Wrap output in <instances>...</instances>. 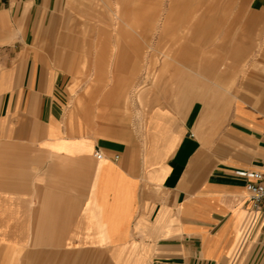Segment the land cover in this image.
<instances>
[{
    "label": "crops",
    "instance_id": "0c3cea01",
    "mask_svg": "<svg viewBox=\"0 0 264 264\" xmlns=\"http://www.w3.org/2000/svg\"><path fill=\"white\" fill-rule=\"evenodd\" d=\"M91 2L114 0H0V244L35 264H264V202L239 174L264 162V0H247L259 22L228 42L221 75L160 69L142 123L116 88L86 86ZM135 4L144 30L183 14Z\"/></svg>",
    "mask_w": 264,
    "mask_h": 264
},
{
    "label": "rangeland",
    "instance_id": "374dc122",
    "mask_svg": "<svg viewBox=\"0 0 264 264\" xmlns=\"http://www.w3.org/2000/svg\"><path fill=\"white\" fill-rule=\"evenodd\" d=\"M117 2L115 3L114 0L108 7L91 2L89 13L84 15L87 29L82 32L86 35L84 49L87 57L86 61L81 63L80 69L86 71L88 88H116L118 93L112 97L117 98L120 108L130 107L133 103L140 105L141 109L134 112L139 123H142L143 116L147 112L141 92L144 86H150L148 90L151 94L158 90L161 68L166 64L170 66L178 62L186 72L198 73L202 79L212 76L213 72L215 75H221L224 60L234 49L228 46V42L254 33L249 30L245 32L239 30L245 21L248 26L259 22L258 16L246 14L247 0H150L152 5L156 6L182 7L183 14L179 16L157 14L154 16L156 21L150 25V28L144 30L139 25L144 15L142 9L136 7L137 0H117ZM207 7L214 10L215 14L206 13ZM193 10L196 11L195 14H185L186 11ZM224 10L227 12L222 14ZM240 10L245 11V14L240 13ZM133 11L137 12L133 14ZM65 17L66 22L72 23L78 16L70 13ZM176 17L179 18L177 23H175ZM192 28L195 31H192ZM190 31L193 35H187ZM257 33V38L264 37V31ZM175 34H182L184 40L182 46L175 43ZM99 39L102 40L101 46ZM95 42L97 46H93ZM96 52L99 54V61L102 55L101 62L93 61ZM76 65L78 71V64ZM100 69L106 71V76L90 77L93 72ZM132 70L136 74L135 78H127V73ZM80 81L83 80L79 78L72 80L76 87L79 86ZM132 98L135 99L134 102ZM120 113L125 112L120 110ZM36 258V255L27 251L22 252L21 249L15 250L13 247L0 244V264H35ZM39 258L45 262V256ZM88 259V262H96L94 256ZM43 261L40 264H45ZM98 261L103 263L102 259Z\"/></svg>",
    "mask_w": 264,
    "mask_h": 264
},
{
    "label": "built area",
    "instance_id": "2783aa9c",
    "mask_svg": "<svg viewBox=\"0 0 264 264\" xmlns=\"http://www.w3.org/2000/svg\"><path fill=\"white\" fill-rule=\"evenodd\" d=\"M95 156L98 159L102 158V154L99 151L95 152ZM239 174L249 178L246 183V190L254 204L257 205L264 202V162L256 170L239 172Z\"/></svg>",
    "mask_w": 264,
    "mask_h": 264
}]
</instances>
